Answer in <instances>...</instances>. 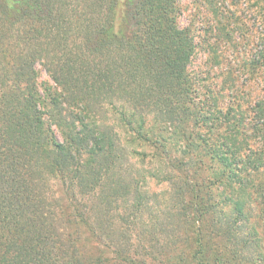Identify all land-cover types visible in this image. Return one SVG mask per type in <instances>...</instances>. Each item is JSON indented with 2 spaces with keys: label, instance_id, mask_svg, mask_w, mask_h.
Wrapping results in <instances>:
<instances>
[{
  "label": "trees",
  "instance_id": "trees-1",
  "mask_svg": "<svg viewBox=\"0 0 264 264\" xmlns=\"http://www.w3.org/2000/svg\"><path fill=\"white\" fill-rule=\"evenodd\" d=\"M192 1L0 0V264H264V0Z\"/></svg>",
  "mask_w": 264,
  "mask_h": 264
},
{
  "label": "rangeland",
  "instance_id": "rangeland-1",
  "mask_svg": "<svg viewBox=\"0 0 264 264\" xmlns=\"http://www.w3.org/2000/svg\"><path fill=\"white\" fill-rule=\"evenodd\" d=\"M230 4V3H229ZM183 5H184V13H183V15H182V17H181V19H182V24L183 25H187L189 22H191V21H193V20H197L199 17H200V14H199V9H198V5H196L195 3H193V1L192 0H183ZM231 10V12H237V14H238V16L240 15V17H241V2L240 3H238V4H232L231 5V9L229 8V6L227 5V7H226V10ZM206 14L208 15V12H206V11H204L202 14H201V16L202 17H206ZM208 17H211L210 15H208ZM234 25V24H233ZM234 28H240L241 29V19H240V21H238V26L237 27H235V26H233ZM237 33V32H236ZM238 38H240L241 39V31H239L238 33ZM209 41H210V43L211 44H213L214 42H215V36L214 37H210V39H209ZM233 45H235V43H228L226 40L222 43V49L221 50H223V48H226V50H228V58H229V61H234V68H235V70H238V67H237V65L235 64V61H236V59L234 60V53H235V51H233L232 49H233ZM237 51H238V53L241 55V42H239V46H238V49H237ZM210 62H211V60H209V57H208V54L207 53H205L204 52V50H203V48H200V49H198V51H197V55H196V57H195V59H194V61H193V68L195 69V70H202V71H211V75H210V77L213 79V81H216L217 80V77L219 76L220 78L218 79V81H217V84L218 85H220L221 83H220V81L222 80V73H221V68L218 66H216V65H213V70L211 69L210 70ZM225 65H227V64H225ZM40 68V67H39ZM241 75V74H240ZM48 79V77L46 76V74L43 72V71H41V77H40V80L42 81V80H47ZM138 162V161H137ZM136 165V164H135ZM136 167L138 168V169H140V170H142V171H145L144 169H147V165L145 166V165H142V164H140V163H137V165H136ZM147 179H148V189L151 191V192H153L154 193V195H158L157 196V199L160 201V203L161 204H164L163 203V201H164V199H166V195H164V193H165V191H167V186L164 184V183H160V182H158L157 180H154V179H152L150 176H148L147 177ZM141 185H142V188L144 187L145 188V184H143V183H141ZM143 188V189H144ZM146 189V188H145ZM55 190H57V188L55 187ZM161 204H159V205H161ZM154 213H156V215H158V214H160L161 212H163V211H158V210H155V211H153ZM226 214H229V213H231V211H224ZM223 211L222 212H218V214H215V216H217V217H219V215H221V214H225ZM261 212L260 211H254V213H253V215H256V218H254V217H252L251 218V222H250V224L248 225L249 227H254V226H256V228L259 230V231H261L262 230V226H263V223H262V221H261V219L259 218V214H260ZM142 216V215H141ZM162 217V216H161ZM161 217H159V218H161ZM213 217V216H212ZM142 222L143 221H147L148 220V215H147V213H145V214H143V216H142ZM159 218H158V220H159ZM217 221H218V223H220L221 222V220L220 219H217ZM138 222H140V220L138 221ZM149 225H150V223H149ZM139 229L137 228L136 229V231H138ZM161 242H163V241H161ZM262 253H263V258H262V260H264V250L263 251H261ZM261 263H263V262H261Z\"/></svg>",
  "mask_w": 264,
  "mask_h": 264
}]
</instances>
